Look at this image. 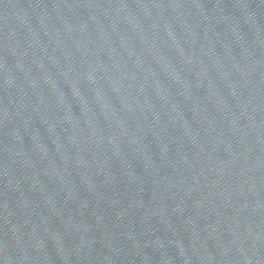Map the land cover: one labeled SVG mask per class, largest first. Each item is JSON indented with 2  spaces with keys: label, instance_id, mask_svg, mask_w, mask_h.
Masks as SVG:
<instances>
[{
  "label": "water",
  "instance_id": "1",
  "mask_svg": "<svg viewBox=\"0 0 264 264\" xmlns=\"http://www.w3.org/2000/svg\"><path fill=\"white\" fill-rule=\"evenodd\" d=\"M0 264H264V0H0Z\"/></svg>",
  "mask_w": 264,
  "mask_h": 264
}]
</instances>
